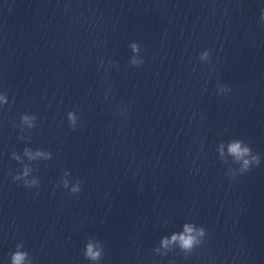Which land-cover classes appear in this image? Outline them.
Segmentation results:
<instances>
[{"label":"clouds","instance_id":"9594fccd","mask_svg":"<svg viewBox=\"0 0 264 264\" xmlns=\"http://www.w3.org/2000/svg\"><path fill=\"white\" fill-rule=\"evenodd\" d=\"M260 18L261 21L264 22V10H262ZM130 47L133 53L140 52V46H138L136 43L131 44ZM199 59H210V52L208 50L201 52ZM142 63V58L139 60H137L135 57L130 59V64L133 66H139ZM229 91L230 89L226 86L218 85L219 93H225ZM0 102H2L0 103V106L9 103L8 97L5 93H0ZM36 119L37 117L35 114L22 113L20 116V123L27 124L30 128H35L36 125L33 122L36 121ZM67 119L69 121L70 127L75 129L77 125V115L75 111H69L67 113ZM19 138L25 139L23 136ZM227 152L228 155L232 157L233 163L239 165V174H244L250 171L253 166H259L261 162V157L254 153L252 148L242 139L234 138L229 140L227 143ZM23 153L29 158V160H35L37 156L43 155V152H41L39 149L35 152V154H33V152L28 147L24 148ZM221 155L223 156V152ZM49 156H51V152H49ZM11 158L18 161L22 165V170L13 176V180L22 181L23 186L25 187H39L40 181L37 177L28 179L29 172L33 171L31 165L24 163L15 151L12 152ZM69 175L70 173L65 171L64 179H62L61 183L63 187L69 189L72 194H78L81 191L80 182L76 181V183L72 184L70 187V181L67 179ZM205 236L206 229L203 226L197 227L195 223L186 222L183 224L182 232H174L170 238H161L160 244L164 248H168L169 245H176L181 252L190 254L197 247L204 243ZM22 249L23 244L16 245L15 251L10 253V264H33V258L29 256L27 251ZM154 251L159 252V248H156ZM83 255L86 260L91 262V264H99L104 256V246L98 239L90 237L85 243Z\"/></svg>","mask_w":264,"mask_h":264}]
</instances>
